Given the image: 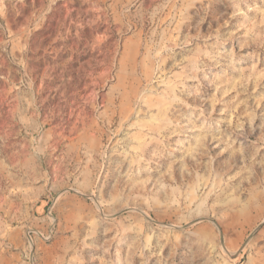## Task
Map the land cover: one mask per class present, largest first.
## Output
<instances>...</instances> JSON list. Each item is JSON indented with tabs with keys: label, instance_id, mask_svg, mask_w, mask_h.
Returning <instances> with one entry per match:
<instances>
[{
	"label": "rangeland",
	"instance_id": "rangeland-1",
	"mask_svg": "<svg viewBox=\"0 0 264 264\" xmlns=\"http://www.w3.org/2000/svg\"><path fill=\"white\" fill-rule=\"evenodd\" d=\"M0 264H264V0H0Z\"/></svg>",
	"mask_w": 264,
	"mask_h": 264
}]
</instances>
